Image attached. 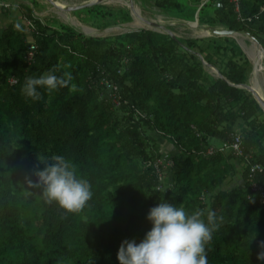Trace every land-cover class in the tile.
<instances>
[{"label":"trees","instance_id":"obj_1","mask_svg":"<svg viewBox=\"0 0 264 264\" xmlns=\"http://www.w3.org/2000/svg\"><path fill=\"white\" fill-rule=\"evenodd\" d=\"M137 1L186 22H195L200 9L199 24L248 34L264 52V0H241L238 12L228 0ZM19 7L20 18L0 23V264H119L121 244L145 239L150 209L161 199L222 218L206 245L208 264H264L257 259L264 241V111L237 87L248 85L253 69L237 40L154 30L95 37L42 23ZM118 11L122 23L131 22L128 11ZM200 55L223 78L209 74ZM53 68L57 76L71 74L67 87L38 88V99L22 94L27 77ZM106 82L117 88L120 107L107 99ZM235 135L252 159L233 151ZM53 155L91 184L92 198L77 213L45 203L43 187L29 183ZM165 155L172 166L160 178L148 165ZM255 162L262 169L250 178Z\"/></svg>","mask_w":264,"mask_h":264},{"label":"clouds","instance_id":"obj_2","mask_svg":"<svg viewBox=\"0 0 264 264\" xmlns=\"http://www.w3.org/2000/svg\"><path fill=\"white\" fill-rule=\"evenodd\" d=\"M53 68L37 77H27L21 89L23 95L38 99V88L49 93L59 87H67L72 77L68 72L57 76ZM40 161L46 158L38 156ZM37 181L31 186L43 187L45 203L57 204L65 213L81 211L92 198L91 184L78 177L74 166L64 156L53 155L51 163L36 173ZM148 220L151 230L145 239L137 244L124 241L118 251L119 264H208L206 245L220 224L215 211L196 209L189 213L183 204L179 207L161 199L150 209ZM257 259L264 261V241Z\"/></svg>","mask_w":264,"mask_h":264},{"label":"rangeland","instance_id":"obj_3","mask_svg":"<svg viewBox=\"0 0 264 264\" xmlns=\"http://www.w3.org/2000/svg\"><path fill=\"white\" fill-rule=\"evenodd\" d=\"M119 1L121 0H118L115 3L108 1V0H104V1H100V0H97V1L95 0H0L1 4L3 5L10 4L9 6L12 7L11 8L12 11H14L17 16L19 14L21 15V11L19 8L16 9L13 7H16L15 5L17 6L25 5L26 7H29L32 11L33 10L35 11L34 16L37 17L42 23L47 22L50 26H53L56 28H60L62 26H68V27L73 28L74 26V28L76 27L74 30H77L79 33H81V31L84 30V32L86 33L91 34L92 32H94L95 34L99 35L95 37L114 36V35H120V34L129 33L133 31H140L143 29L150 30L148 29L149 28L148 25L144 23L143 19L147 21H153V20L155 22L158 21L160 22V24L165 23L164 26L159 25L160 29L158 30L164 33L167 31L171 32L173 35L179 37L180 39H198L199 40V39L217 37L215 34L199 37V35H197L196 32H194V30L190 28L192 23L194 22H186V21L177 20V19L170 17L165 12L157 8L154 2L146 3V2H138L137 0H127L129 3L134 2L140 7L141 14L138 11L139 15L137 13V16H135L134 13H131V11L132 10L136 11V9L130 8V6H127V4H121L119 3ZM180 1L184 3L183 0H180ZM90 4H92V6H87V7L85 6L82 8H78L79 6L90 5ZM60 6L65 7L66 12H68V16L65 12L62 11V9H60ZM119 9L129 12L131 19H132L131 22L122 23L124 22V20L120 19L122 17L120 14L121 12L118 11ZM141 15L142 17H144L143 19ZM12 17H14V15H11V18ZM72 21H73V25L71 24ZM7 22L9 21L6 20L4 23H7ZM118 23H121V24L117 25ZM107 25H111L110 27L106 28L109 30L103 29ZM200 27L203 28L207 26L200 24ZM96 28H101V30H98V29L95 30ZM220 28L222 27H217L215 29H220ZM249 42L250 41L247 42V47L243 46L240 42L238 43L244 48L246 52L245 53L246 56L248 57V59H250L252 66L255 69V67L256 66L258 67L260 63L259 62L260 53L258 50L255 49L254 45L251 44V42L250 43ZM263 63H264V58H263ZM205 67L209 74L215 77L217 76L215 70H213L211 66L205 65ZM253 74L250 76L251 78L253 77ZM158 142L161 145L160 149L162 151L166 152L169 149L168 145L162 138L158 139Z\"/></svg>","mask_w":264,"mask_h":264},{"label":"built area","instance_id":"obj_4","mask_svg":"<svg viewBox=\"0 0 264 264\" xmlns=\"http://www.w3.org/2000/svg\"><path fill=\"white\" fill-rule=\"evenodd\" d=\"M209 0H203V4H206ZM229 2L233 3L235 5V9L236 11L238 12L239 11V3L241 2V0H228ZM0 6H3V7H9V5H3L0 3ZM240 18V16H239ZM28 25H30V20L29 21H26ZM36 46L34 44H32L30 47H29V53H28V57L31 59H33V56H34V53L36 51ZM124 63H128L127 60L124 61ZM11 83L15 84L16 83V80L13 79L11 80ZM107 84V92H106V97L107 99H112L114 102V105L116 107H120L121 105V100H119V98L115 97V94H116V90L117 88H114V86L110 83V82H106ZM127 105V104H126ZM233 142H232V148H233V151L236 153V155L238 156H243V151H242V137H240L239 135H235L233 136L232 138ZM226 147V146H225ZM214 150L215 148H210L208 150V152L211 154V153H214ZM216 151V150H215ZM245 159L244 160H250L253 158L252 155H246V156H243ZM148 166H153L154 168V172L157 174L158 177H162V169L163 168H170L172 166V161L171 159L165 155L164 157H161V158H158L156 159L152 164H149ZM262 169V165L260 163H253V165L251 166V169H250V178L253 177V175L257 172V171H260ZM257 185L254 184L251 186V188L253 189H258V188H255Z\"/></svg>","mask_w":264,"mask_h":264},{"label":"bare ground","instance_id":"obj_5","mask_svg":"<svg viewBox=\"0 0 264 264\" xmlns=\"http://www.w3.org/2000/svg\"><path fill=\"white\" fill-rule=\"evenodd\" d=\"M95 1H97V0H95ZM108 1H111V2H113V3H115V2H117L118 0H108ZM119 3H121V4H127V6H130V8H133V9H136V11L138 10L140 13H141V9H140V7L137 5V4H135L134 2H132V3H129L127 0H121V1H119ZM129 3V4H128ZM64 4H66V3H64ZM74 4V3H73ZM125 6V5H124ZM60 9H62V11L63 12H65L66 14H67V16H68V13L65 11V10H63L64 9V6H60ZM138 11H137V13H138ZM138 15H139V13H138ZM144 18V17H143ZM143 21H144V23L146 24V25H148L149 26V28L148 29H160L159 28V25H162V26H164V24H160V22H155L154 20L153 21H147V20H145V19H143ZM156 23V24H155ZM163 23V22H162ZM72 25H73V21H72V23H71ZM82 25V24H81ZM86 27V26H85ZM81 28V27H80ZM89 28V27H88ZM191 29H193L194 30V32H196V34L197 35H199V37H202V36H208V35H211V34H215V29H212V28H209V27H203V28H201L200 27V24H195V23H192V25H191V27H190ZM82 29V28H81ZM90 29H92V28H90ZM95 30H97V29H95ZM106 30H109V29H106ZM105 30V31H106ZM143 30H146V29H143ZM166 30V29H165ZM83 32H84V30H82ZM168 32V31H167ZM85 33V32H84ZM86 34V33H85ZM233 38L235 39V40H237L238 42H240L243 46H245V47H247V42L248 41H250L251 42V44H253L254 45V47H255V49L256 50H258L259 51V53H260V63H259V66L257 67H255V69H254V74H255V77H256V81H255V83H256V85L257 86H259L260 87V89L262 90V92H263V94H264V63H263V58H264V56H263V53H262V51L260 50V48L254 43V41L247 35V34H245V33H234L233 35ZM193 37H195V36H193ZM249 42V43H250Z\"/></svg>","mask_w":264,"mask_h":264},{"label":"water","instance_id":"obj_6","mask_svg":"<svg viewBox=\"0 0 264 264\" xmlns=\"http://www.w3.org/2000/svg\"><path fill=\"white\" fill-rule=\"evenodd\" d=\"M100 1H104V0H100ZM93 4V3H92ZM92 4L90 5H82V6H79L78 8H82V7H87V6H92ZM199 11L200 9L197 11L196 13V19H195V24H199ZM74 27V26H73ZM76 28V27H75ZM209 28H212V27H209ZM212 29H215V28H212ZM150 30H154L156 32H160V33H164L162 31H159V30H156V29H150ZM215 35L216 36H222V37H232L233 38V34L234 33H238V31H235V30H227V29H223V28H220V29H215ZM81 33H83L81 31ZM171 36L174 37V35L171 33V32H168ZM240 33V32H239ZM85 34V33H83ZM87 35V34H85ZM248 35V34H247ZM250 37V36H249ZM254 43L260 48V50L262 51L263 53V56H264V52H263V49H262V46L260 45V43L253 37H250ZM240 45V44H239ZM241 49L245 52L244 48L240 45ZM246 53V52H245ZM200 60L203 62L204 65H208L206 63V61L204 60V58L200 55L199 56ZM213 70H215L216 74H217V77H221L223 78L220 73L216 70V68L214 67H211ZM254 72V68L252 69V74ZM251 74V75H252ZM238 88H242V89H246L247 91L251 92L254 96V98L257 100V102L260 104V106L262 107L263 111H264V94L262 92V90L260 89L259 86L256 85V83H254L253 81H251V77L249 78V83L248 85H238L237 86Z\"/></svg>","mask_w":264,"mask_h":264},{"label":"crops","instance_id":"obj_7","mask_svg":"<svg viewBox=\"0 0 264 264\" xmlns=\"http://www.w3.org/2000/svg\"><path fill=\"white\" fill-rule=\"evenodd\" d=\"M15 6H16V9L17 8L20 9L19 6H17V5H15ZM64 10L66 11L65 7H64ZM20 11H21V9H20ZM11 15H14V17L11 18ZM20 16H21L20 14L17 16L14 11H4V12L0 11V23L1 24H4V25H1V26H6L5 24L8 23V22L7 23H4L6 20H8L9 22H13V21L16 20L15 18H20Z\"/></svg>","mask_w":264,"mask_h":264}]
</instances>
